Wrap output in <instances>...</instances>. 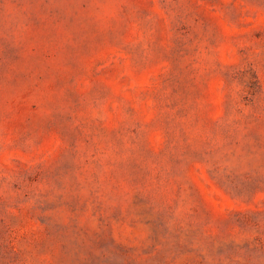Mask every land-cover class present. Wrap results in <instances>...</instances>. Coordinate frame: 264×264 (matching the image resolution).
<instances>
[{"label":"rangeland","instance_id":"rangeland-1","mask_svg":"<svg viewBox=\"0 0 264 264\" xmlns=\"http://www.w3.org/2000/svg\"><path fill=\"white\" fill-rule=\"evenodd\" d=\"M0 264H264V0H0Z\"/></svg>","mask_w":264,"mask_h":264}]
</instances>
